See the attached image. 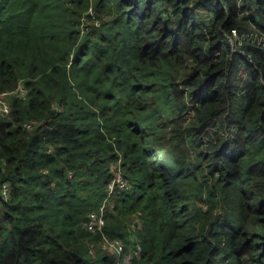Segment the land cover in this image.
Listing matches in <instances>:
<instances>
[{"label":"trees","instance_id":"16d2710c","mask_svg":"<svg viewBox=\"0 0 264 264\" xmlns=\"http://www.w3.org/2000/svg\"><path fill=\"white\" fill-rule=\"evenodd\" d=\"M260 35L264 0H0V264H114L118 158L133 264H264Z\"/></svg>","mask_w":264,"mask_h":264},{"label":"built area","instance_id":"2783aa9c","mask_svg":"<svg viewBox=\"0 0 264 264\" xmlns=\"http://www.w3.org/2000/svg\"><path fill=\"white\" fill-rule=\"evenodd\" d=\"M241 1L242 0H237L238 3ZM232 32L235 34V29H232ZM259 38L264 41V35H260ZM12 93H17L19 95L25 94V88L22 86L21 82L11 89H0V115H6L9 113L11 108L9 97ZM35 123V119H27L22 125L26 128H32ZM110 170L112 172V177L106 184L105 198L97 209H93L89 212L88 219L84 223V226L86 229L92 232L101 233V238L98 241V245L102 249L112 252L115 258L114 264H133V257L140 254V243L135 242L133 245L129 244V246L126 247L120 238L110 237L104 232L106 206L107 204H110V207L113 206V203L110 199L111 195L114 194L117 189L127 188L130 184L128 178L124 175L121 168L120 158L111 164ZM9 193V182L7 180H0V199H7L9 197ZM137 214L138 212L133 215L129 221L131 227L141 225L140 217ZM93 247L94 242H90L88 249L91 253L94 252Z\"/></svg>","mask_w":264,"mask_h":264},{"label":"rangeland","instance_id":"374dc122","mask_svg":"<svg viewBox=\"0 0 264 264\" xmlns=\"http://www.w3.org/2000/svg\"><path fill=\"white\" fill-rule=\"evenodd\" d=\"M130 225V224H129ZM131 226V225H130ZM132 228V227H131ZM93 249H95L94 247H93Z\"/></svg>","mask_w":264,"mask_h":264}]
</instances>
